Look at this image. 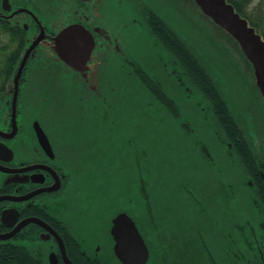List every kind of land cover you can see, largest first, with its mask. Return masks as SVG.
I'll list each match as a JSON object with an SVG mask.
<instances>
[{
  "label": "flooded vegetation",
  "instance_id": "flooded-vegetation-1",
  "mask_svg": "<svg viewBox=\"0 0 264 264\" xmlns=\"http://www.w3.org/2000/svg\"><path fill=\"white\" fill-rule=\"evenodd\" d=\"M142 6L161 19L143 1L0 0V264H103L98 249L106 248V202L111 201L118 208L109 218L107 230L118 264L110 227L120 212L134 221L144 238L149 251L146 264H190V249H203L206 264H240L239 236L246 249L241 254L246 264H264V216L256 199L258 191L264 194V151L254 153L260 182L245 173L257 212L255 224L246 219V232L240 231L237 221L234 182L226 177L228 181H222L214 173L211 192L206 195L193 182L176 187L172 200L177 196L189 203L188 214L180 218L173 213L167 220L158 212L149 179L158 162L152 142H143L144 127L159 131L167 124L160 129L156 125L171 122L175 135L193 148L189 163L211 169L216 164L214 155L218 157L195 133L196 125L181 107L190 95L199 96L195 108L203 120L211 121L228 148L225 159L235 166L240 158L235 143L220 127L213 105L192 85L180 58L154 36ZM107 7L112 9L110 18L106 17ZM125 12L135 14L131 26L143 29L144 24L150 45L156 50L159 45L163 54L141 62L133 57L122 33L128 25L122 22ZM69 27H81L93 37L86 59L89 46L77 45L82 59L77 63L66 62L55 51L56 37ZM177 41L206 75L201 59L183 41ZM148 61L156 67L144 63ZM160 71L176 83L181 102L164 86ZM242 76V85L247 86L248 77ZM122 93L131 94V101H121ZM246 107L255 136L247 133L239 111L232 117L226 109L227 116L245 141L264 145L263 106L249 101L244 110ZM121 109L126 112L119 118L113 111ZM149 109L167 118L144 116L143 110ZM207 200L214 202L206 204ZM90 214L103 226V236L101 242L87 244L78 219ZM192 215L221 232L208 239L193 230L190 240L182 231L185 217ZM86 249L97 252L89 254ZM209 249H223L219 262V255Z\"/></svg>",
  "mask_w": 264,
  "mask_h": 264
},
{
  "label": "rangeland",
  "instance_id": "rangeland-1",
  "mask_svg": "<svg viewBox=\"0 0 264 264\" xmlns=\"http://www.w3.org/2000/svg\"><path fill=\"white\" fill-rule=\"evenodd\" d=\"M134 3L143 1L148 4L150 7H153L154 10L160 11V14L164 17H168L166 13V9L162 0H132ZM170 10V6L168 7ZM253 16L257 14L264 13V0H253L251 6L249 7ZM185 10L191 16L192 19H195L198 26V31L191 25L184 23L181 17L175 16L173 18L174 24L173 28L180 33L181 36H185L188 40H197L199 29L202 28L204 32L211 34V36L215 37L214 31L215 28L213 25L208 22L205 23L204 20L199 19L195 15V8L191 5H186ZM112 14L111 7L106 8V17L110 18ZM135 18L134 13L125 12L123 14L122 22H127L128 25L123 26L126 28L124 30L123 36L125 38V43L127 46L134 52H131L133 57L137 59V61H144L146 59H150L156 53L162 54L163 52L159 49L158 52L155 48L150 45V41L148 35L145 33L146 28L143 24V29H139L135 26H131V18ZM140 18V17H139ZM114 22H117L118 19L113 17ZM216 38V37H215ZM224 40V39H223ZM225 42V40H224ZM226 43V42H225ZM200 45V43H198ZM159 46V45H158ZM201 61L208 63L212 68L215 69V66L220 71L221 65L218 63L219 60L216 54L207 46L203 45L202 53H201ZM152 67H156L150 61L144 62ZM160 79L163 81L164 86L167 90L175 96V98L181 102L177 95V85L176 83L169 77L166 76L165 72L160 71ZM223 78V79H222ZM216 78L218 83L220 81V85L223 89L227 88L226 77ZM142 92V91H141ZM231 94H235L234 89L229 91ZM131 94H127V96L122 93L120 94V100L123 102H130L131 98L129 97ZM238 95V94H237ZM124 96H126V100H124ZM199 98L197 95H190V97L185 101L184 104L181 105L183 110L188 114L189 119L192 121V125H196L195 133L205 142L207 148L212 152V154H217L218 157L214 155V160L216 162L215 167L213 166L211 169H205L200 167L196 163H189L190 156L193 152V148L189 146L185 140L178 138L173 132L172 127L170 126L169 121L165 120L162 123L156 125V129H160L163 123L167 124L164 128L159 131H154L148 129L146 127L143 128V142H152L155 150V159L158 162V165L155 166L151 172L149 173V179L153 183V189H151L156 195L155 205L158 208V212L162 214V218H166L169 220L172 218V214H178L180 218L181 216L188 214L185 210L190 207L189 203L183 201L181 199H177L175 196L174 201L172 200V196L175 195V189L178 184L182 182H193L196 186H200L204 189L203 195H206L211 192L212 182L214 177L212 173L216 174L221 178L222 181H232L234 182V186L237 190L238 196V213H237V221L239 225L240 231L246 232L248 226L246 224V219L250 220L251 223L257 222V212L253 207V201L251 199V193L248 191V186L246 184V176L240 161L236 163V165H232L230 161L225 159V154L228 148L226 145L220 141L218 135L214 132V126L212 125L210 120H203L202 115L195 108L194 102ZM239 105V99L237 101ZM129 106V105H127ZM134 108V107H133ZM127 109V108H126ZM122 109L114 110L113 113H117L118 117L121 118L125 114ZM134 111V110H132ZM145 113L152 114V117H163L164 116L160 111H156L153 109L143 110V115ZM134 117V115H132ZM146 118V117H145ZM257 145L256 141L254 142ZM253 151L263 152L264 145L260 144L259 146H254ZM259 158V157H258ZM232 165V166H231ZM228 179H226V178ZM173 185V186H172ZM206 199V197H205ZM214 200H207L206 204L213 203ZM118 208V204L111 201L110 203L106 202V240H103L106 243L105 249H98L99 257L102 260L103 264H118V262L114 259L111 253V242L108 237V227H109V218L114 214V210ZM142 210V206H140ZM193 214V213H191ZM186 219V228L182 231V235H186L187 238L191 240L193 237V230L199 232L203 237H207L208 239L211 237L213 233H220L219 229H213L208 222H204L201 218H195V216L185 217ZM79 231L80 233L86 234V243L91 244L92 242H101L103 236V226L98 223L95 215L90 214L87 217H79L78 219ZM226 229H228L227 223H223ZM102 231V232H101ZM223 238L221 237L220 240ZM212 245L221 246L220 242H212ZM239 245L240 249V258L239 262L246 264V258L243 259L241 254L245 252L244 244L242 242L241 236H239ZM89 254H93L97 252V249H86ZM223 249H209V251L215 256L219 255L217 261L219 262L221 258V252ZM190 264H206L208 263L203 249H190ZM245 257L247 255L245 254ZM167 264V263H166Z\"/></svg>",
  "mask_w": 264,
  "mask_h": 264
},
{
  "label": "water",
  "instance_id": "water-1",
  "mask_svg": "<svg viewBox=\"0 0 264 264\" xmlns=\"http://www.w3.org/2000/svg\"><path fill=\"white\" fill-rule=\"evenodd\" d=\"M162 2L168 17L160 14V18L177 39L192 49V53H195L194 55L199 59H202L203 45H207L216 54L218 63L221 65L220 71L216 66L214 69L205 62L201 63L200 66L211 84L217 89L229 115L234 117L232 113L236 111H239L241 115L243 114L242 122L247 133L255 136L253 119L247 107L245 110L244 107L250 101L253 105L263 106L264 110V39L262 35L227 0H162ZM191 4L199 19L214 26L216 38L200 28L198 39L188 40L173 28V18L178 16L182 18L184 23L193 26L198 31L196 20L192 19L185 10L186 5ZM155 11L160 13V11ZM92 38V35L81 27L66 28L55 39L57 42L55 51L64 57L66 62L69 63L72 60L71 62L77 63L82 60L79 56L78 47L89 46L84 57L86 59L91 51ZM159 49L164 53L160 46H158ZM84 59L82 62L85 63ZM242 73L248 77L247 86L242 85ZM222 77H226L225 85L227 88L225 89L216 79ZM232 89H234L235 94L229 92ZM246 94H250L252 99L248 100L249 97ZM238 99L239 105L237 104ZM237 125L239 128L242 126V124ZM254 142L250 141L252 150L256 146ZM110 234L114 241L113 254L121 264H146L149 257L148 247L134 221L125 212L118 213L112 219Z\"/></svg>",
  "mask_w": 264,
  "mask_h": 264
},
{
  "label": "trees",
  "instance_id": "trees-1",
  "mask_svg": "<svg viewBox=\"0 0 264 264\" xmlns=\"http://www.w3.org/2000/svg\"><path fill=\"white\" fill-rule=\"evenodd\" d=\"M227 1L230 2L234 6L235 10L239 12L241 16L245 17L264 38V13L253 16L249 8L253 0ZM142 15L149 27L152 29V32L155 34L154 36L160 39L170 52L180 58L185 69L188 71L192 85L198 87L207 100L213 105L220 127L225 132L227 137L235 143L236 151L239 155L242 165L245 168V172L251 176L254 181L260 182V179H258L255 172V169L258 166L255 163L254 151L251 148V144L245 141V139L242 137V133L236 129L232 120L227 116L226 108L219 99L209 78L202 72V70L197 65L196 60L177 41V37L172 34V31L165 25L164 22H162L161 19L150 14L144 6H142ZM258 193V197H256L258 200L257 203L261 206V212L264 216V194L263 192L260 194L259 191Z\"/></svg>",
  "mask_w": 264,
  "mask_h": 264
}]
</instances>
